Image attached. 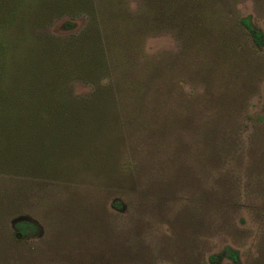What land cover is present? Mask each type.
Returning <instances> with one entry per match:
<instances>
[{
	"label": "rangeland",
	"instance_id": "obj_1",
	"mask_svg": "<svg viewBox=\"0 0 264 264\" xmlns=\"http://www.w3.org/2000/svg\"><path fill=\"white\" fill-rule=\"evenodd\" d=\"M140 6L0 0V117L23 63L62 43H92L103 61L80 58L105 65L64 87L63 102L93 103L91 128L0 169V264H212L225 247L238 264H264V0H226L193 38L138 31ZM13 136L1 149H23ZM19 222L35 231L21 237Z\"/></svg>",
	"mask_w": 264,
	"mask_h": 264
},
{
	"label": "trees",
	"instance_id": "obj_2",
	"mask_svg": "<svg viewBox=\"0 0 264 264\" xmlns=\"http://www.w3.org/2000/svg\"><path fill=\"white\" fill-rule=\"evenodd\" d=\"M141 6L136 14V28L138 31L148 29L160 28H184L190 32V37L193 38L195 34L207 33L210 27L214 26L212 22L213 14L218 13L217 8H220L226 0H140ZM127 12L123 13V16ZM199 24H194V23ZM194 24V25H193ZM239 24L252 37L254 44L257 47L263 45V33L252 25L250 18H241ZM147 30L146 32H149ZM81 43V44H80ZM55 51V56L47 57V61L34 59L32 61L33 68L29 67L27 62L23 63V68L20 71L18 83H21L20 94L14 93L21 97L20 99L10 93V99L7 96L9 110L12 115L8 117H0V169L6 167H13L9 162L13 156L18 160L24 156H29L30 151H38L41 153L46 148L51 147L58 151L60 142L59 136L63 133H76L88 130L94 124L92 121H87L82 115L89 116L93 112V103L91 101H68L63 102L65 98L64 87L65 83L71 78L74 70H79L85 65V69L90 73L98 72V68H103V58L99 55V50L90 42L76 41L73 44L62 43L57 46L60 47ZM69 46L76 52L68 56ZM94 52V56L99 60L93 59L90 61L91 65L87 68L89 60L80 58L82 51ZM96 51V52H95ZM91 52V54H92ZM102 52V51H101ZM40 62V67L37 63ZM105 66V65H104ZM32 70V71H29ZM102 69L99 70L101 72ZM100 74V73H99ZM5 98L3 101L6 102ZM13 99V100H12ZM16 100V101H15ZM23 102V103H22ZM6 106V103H5ZM22 111V112H21ZM16 113V114H15ZM89 122V123H88ZM86 130V131H87ZM72 131V132H71ZM17 134L18 138L14 145H20L23 149H15L8 143L1 149V138H8L9 133ZM17 146V147H18ZM16 147V148H17ZM33 147V148H32ZM34 153L31 157L36 156ZM36 159V158H35ZM31 158V161L35 160ZM16 168V167H14ZM17 234L21 237H26L29 232L35 231V226L30 222H19L16 224ZM223 259H229L234 264H238L237 253L225 247L218 255L211 256L209 261L212 264H218Z\"/></svg>",
	"mask_w": 264,
	"mask_h": 264
}]
</instances>
